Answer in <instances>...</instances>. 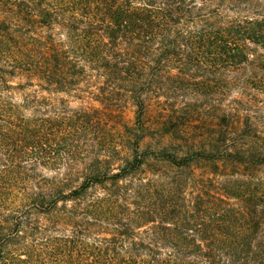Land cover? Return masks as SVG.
Returning <instances> with one entry per match:
<instances>
[{
  "label": "trees",
  "instance_id": "1",
  "mask_svg": "<svg viewBox=\"0 0 264 264\" xmlns=\"http://www.w3.org/2000/svg\"><path fill=\"white\" fill-rule=\"evenodd\" d=\"M0 264H264V0H0Z\"/></svg>",
  "mask_w": 264,
  "mask_h": 264
},
{
  "label": "rangeland",
  "instance_id": "2",
  "mask_svg": "<svg viewBox=\"0 0 264 264\" xmlns=\"http://www.w3.org/2000/svg\"><path fill=\"white\" fill-rule=\"evenodd\" d=\"M128 116H131V112L128 113Z\"/></svg>",
  "mask_w": 264,
  "mask_h": 264
}]
</instances>
